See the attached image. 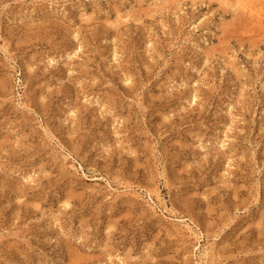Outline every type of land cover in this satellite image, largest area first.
Here are the masks:
<instances>
[{"label":"rangeland","instance_id":"1","mask_svg":"<svg viewBox=\"0 0 264 264\" xmlns=\"http://www.w3.org/2000/svg\"><path fill=\"white\" fill-rule=\"evenodd\" d=\"M237 1L0 0V264H264V8Z\"/></svg>","mask_w":264,"mask_h":264},{"label":"bare ground","instance_id":"2","mask_svg":"<svg viewBox=\"0 0 264 264\" xmlns=\"http://www.w3.org/2000/svg\"><path fill=\"white\" fill-rule=\"evenodd\" d=\"M236 3L238 4V9L251 18L257 16L259 12L263 13L262 9L264 8V0H238ZM52 63H54V60L51 61V64ZM155 196L158 198V200H160L159 194H156ZM212 253L213 246H208L202 249V256L205 260V263H208L211 255H213Z\"/></svg>","mask_w":264,"mask_h":264},{"label":"snow or ice","instance_id":"3","mask_svg":"<svg viewBox=\"0 0 264 264\" xmlns=\"http://www.w3.org/2000/svg\"><path fill=\"white\" fill-rule=\"evenodd\" d=\"M64 207H69V205L68 204H65Z\"/></svg>","mask_w":264,"mask_h":264}]
</instances>
